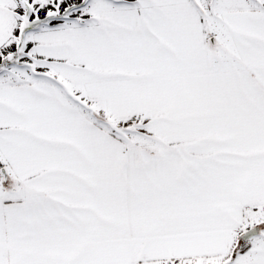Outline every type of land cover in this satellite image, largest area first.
<instances>
[{
  "label": "snow or ice",
  "instance_id": "obj_1",
  "mask_svg": "<svg viewBox=\"0 0 264 264\" xmlns=\"http://www.w3.org/2000/svg\"><path fill=\"white\" fill-rule=\"evenodd\" d=\"M0 264H264V0H0Z\"/></svg>",
  "mask_w": 264,
  "mask_h": 264
}]
</instances>
